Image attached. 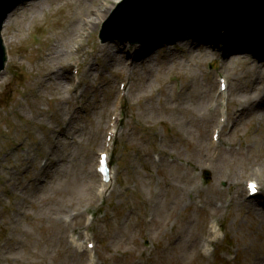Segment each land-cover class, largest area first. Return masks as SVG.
<instances>
[{
	"label": "rangeland",
	"instance_id": "obj_1",
	"mask_svg": "<svg viewBox=\"0 0 264 264\" xmlns=\"http://www.w3.org/2000/svg\"><path fill=\"white\" fill-rule=\"evenodd\" d=\"M123 1L82 0L81 15L75 17L71 5L29 0L10 16L2 33L8 61L0 77V221L9 218L16 200L29 198L32 204L42 194L41 212L31 213L43 216L65 186L75 194L64 196L73 209L62 215L69 228L63 248L77 263L92 264V258L72 244L73 235L96 245V264H133L139 257L142 264H264V104L244 114L233 94L243 86V100H264V43L192 26L140 45L103 43L104 24ZM56 22L71 26L74 37L58 41L56 31L46 29ZM221 78L227 91L220 92ZM184 90L195 93L193 118L199 122L185 148L176 145L180 136L164 114ZM112 124L116 133L109 142ZM230 139L237 150L249 143L238 166L217 157L219 145ZM105 151L115 173L107 194L100 196L97 166ZM197 154H210L213 162L200 161ZM159 159L181 166L187 178L179 185L187 195L174 219L164 214L173 201L162 207L163 228L156 235L143 222L151 213L145 217L144 206L134 212L128 202L141 200L138 175L147 182L160 179ZM204 170L212 173L210 179L203 178ZM251 181L260 194L250 210L242 202ZM146 190L149 197L154 187ZM115 207L118 220L135 224L131 233L139 244L124 243L127 256L113 252L124 240L110 226ZM215 224L220 229L212 234ZM7 229L8 224L0 225V245ZM101 254L112 255L114 262L106 263Z\"/></svg>",
	"mask_w": 264,
	"mask_h": 264
},
{
	"label": "bare ground",
	"instance_id": "obj_2",
	"mask_svg": "<svg viewBox=\"0 0 264 264\" xmlns=\"http://www.w3.org/2000/svg\"><path fill=\"white\" fill-rule=\"evenodd\" d=\"M66 1V2H65ZM106 4L109 3V0H104ZM116 3L119 0H112ZM82 0L70 1V0H53V3L59 5L62 3V6L71 5L76 10L73 11V16H77V13L81 15V11L78 10L79 7H84ZM112 4L108 7L104 13L100 15V19L103 20L107 14L113 8ZM60 9V8H58ZM84 9V8H83ZM85 11V10H84ZM95 19L94 21H96ZM15 21V20H14ZM48 30H55V35L58 41H67L74 37L73 32L75 30L69 26L68 29H64L59 26V23H52L49 25ZM58 46L55 49L56 55H58ZM53 55V53H52ZM54 58V57H52ZM60 75V74H58ZM59 77H55V83L58 86H61L62 82L59 80ZM245 91V87L239 86L236 87L233 94L235 96L234 103H240L244 108V114L250 113L252 110H260V106L264 104V100L261 102H256L253 98L243 100V97L240 95ZM163 97L168 98V92L163 91ZM196 96L193 90L182 92L181 98L179 100H173L169 106L166 107L164 114L171 118L172 126L177 134L180 136L177 141L178 147H188L192 144L195 139V129L198 127L199 122L193 118L194 114V103ZM153 109V108H151ZM199 111V109H197ZM255 119H251L250 123H253ZM255 137H251L253 141ZM225 145L220 146L217 150V157L221 160L230 162L234 166H238L241 162V158L244 155V152L249 143H245V147L237 150L234 147L232 140L224 141ZM197 157L200 161L213 162L210 159V154H197ZM159 167L161 174L160 179L155 180L151 179L150 182H147L141 175L137 177L136 187L140 189L139 195L141 200H136L135 198L131 199L128 204L131 202V207L134 212H138L144 206L147 214L151 213L152 219L150 221L144 220L146 228H151L152 231H157L156 235L159 234L160 230L163 228V220H160L159 214H161V209L168 207L172 203V207L169 210H165V218L174 219L178 215L179 203L182 202L185 195H187V190H182L179 185L180 182L184 181L187 178V175L184 173L181 166L175 162L173 164L166 162L165 160L159 159ZM108 185H105V188ZM153 186L154 190L150 193L148 197L147 188ZM61 192H57L53 201L56 205L52 206V209L45 211V214L41 217L39 215L32 216L31 210H36V213L39 214L43 208V204L38 203V200L44 199L43 194L31 204V199H18L14 203V211L9 215L7 220L0 221V225L8 224L7 235L0 245V264H82L76 262V255L70 250H65L63 245L68 242L66 236L67 230L62 222V215H64L68 209H73V205L66 200V196H71L75 194V188H66L65 186L61 187ZM61 194L62 196H59ZM217 191L213 189L210 193V199L214 202L217 199ZM65 196V197H64ZM64 197L62 200L61 198ZM181 201V202H180ZM247 204V207L244 205L243 208L252 209L253 199L247 198L242 202ZM35 206V207H34ZM164 206V208H162ZM157 209L154 212V208ZM116 208H114V221L110 223L112 229L120 236L124 237V240L118 244L113 250L114 256L115 253H121L123 256H127L128 252H122V246L127 241L132 242L134 246L136 245L134 241L138 243V238L135 234L131 233V229L135 226L133 219L128 222L120 221L116 218ZM44 222L45 224L41 227L44 232L40 235H37L36 229L39 228V224ZM28 227V229L25 228ZM32 227V231H31ZM216 229L214 227V231ZM131 234V235H130ZM110 238V236H109ZM137 239V240H136ZM73 242L77 243L78 240L74 239ZM139 244V243H138ZM79 243L76 244L78 246ZM137 246V245H136ZM144 248H142V252ZM111 249L108 250L110 252ZM157 255V254H155ZM102 260H105L107 257V262H114V257L104 256L103 254L99 255ZM165 259L169 261L167 256H164ZM133 264H142V259L139 257L136 261H132ZM94 264V263H92ZM169 264H172L169 262Z\"/></svg>",
	"mask_w": 264,
	"mask_h": 264
},
{
	"label": "water",
	"instance_id": "obj_3",
	"mask_svg": "<svg viewBox=\"0 0 264 264\" xmlns=\"http://www.w3.org/2000/svg\"><path fill=\"white\" fill-rule=\"evenodd\" d=\"M23 1L27 0H0V73L7 61L3 26ZM117 10L104 24L99 36L103 42L143 43L186 24L264 41V0H124Z\"/></svg>",
	"mask_w": 264,
	"mask_h": 264
}]
</instances>
